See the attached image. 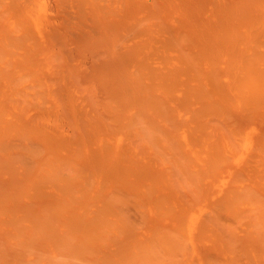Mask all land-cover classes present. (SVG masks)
<instances>
[{"label": "bare ground", "instance_id": "bare-ground-1", "mask_svg": "<svg viewBox=\"0 0 264 264\" xmlns=\"http://www.w3.org/2000/svg\"><path fill=\"white\" fill-rule=\"evenodd\" d=\"M0 264H264V0H0Z\"/></svg>", "mask_w": 264, "mask_h": 264}]
</instances>
